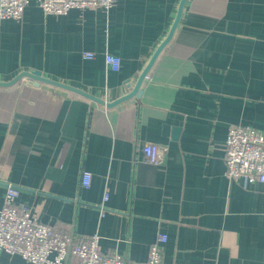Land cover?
Returning <instances> with one entry per match:
<instances>
[{
    "label": "crops",
    "instance_id": "crops-1",
    "mask_svg": "<svg viewBox=\"0 0 264 264\" xmlns=\"http://www.w3.org/2000/svg\"><path fill=\"white\" fill-rule=\"evenodd\" d=\"M180 1L54 16L32 0L22 20L0 25V81L41 71L112 103L131 91ZM107 54L121 59L119 72ZM141 91L108 108L29 79L0 87V209L12 185L39 222L98 235L103 253L128 263H145L162 233L164 264H264V185L225 176L229 128L264 135V0H187ZM152 144L167 148L161 166L145 160ZM0 264L30 263L2 253Z\"/></svg>",
    "mask_w": 264,
    "mask_h": 264
},
{
    "label": "built area",
    "instance_id": "built-area-1",
    "mask_svg": "<svg viewBox=\"0 0 264 264\" xmlns=\"http://www.w3.org/2000/svg\"><path fill=\"white\" fill-rule=\"evenodd\" d=\"M32 0H0V25L3 21H20L26 7ZM45 15L63 16L72 10L110 11L116 0H36ZM93 53H84V58L92 60ZM121 59L107 54L105 63L108 70L119 72ZM148 77V76H147ZM146 77V79H147ZM146 162L161 166L166 160L167 148L148 145ZM225 176L234 182L264 185V135L251 127L232 126L225 142ZM92 175L84 172L81 187L88 189ZM19 190L8 185L4 204L0 209V255H18L30 264H65L70 258L78 264H164L162 245L168 237L160 233L151 246L145 263H128L120 255H108L101 251L100 237L93 235L73 238L38 221L30 208L17 203ZM108 197L106 196L105 200Z\"/></svg>",
    "mask_w": 264,
    "mask_h": 264
},
{
    "label": "water",
    "instance_id": "water-1",
    "mask_svg": "<svg viewBox=\"0 0 264 264\" xmlns=\"http://www.w3.org/2000/svg\"><path fill=\"white\" fill-rule=\"evenodd\" d=\"M186 2H187V0H181L180 1L176 18H175L174 23L172 24V26L170 28V31H169L167 37L160 44V46L156 49L155 53L153 54L152 58L150 59L149 63L147 64V66L145 67L144 71L141 73L140 77L137 79V81L135 83H132L131 81H127L126 87H127V89H131V91L129 93H127L126 95L120 97L119 99L113 101L112 103H105V101L98 99V98L94 97L93 95H90L89 93L84 92L80 89H77L75 87H72L70 85H67V84L52 80V79H48L42 75L41 71H25V72H22L19 75H17L14 79H12L11 81H8V82L0 81V87H4V88L5 87L6 88L11 87V86L15 85L20 80L29 79V80L34 82L35 86H39L41 83H45V84H48V85H51L54 87L65 89V90L71 91L73 93H76L82 97H85L87 99H90V100H92L96 103H99L101 105H105L108 108L115 107V106L123 103L124 101H127L131 98H134V97L140 98L142 95L141 86L146 81V77L148 76V73H149L150 69L152 68V66L154 65V63L156 62L158 56L160 55L162 50L165 48V46L171 41L179 23H180ZM164 131L166 134H168L169 128L165 127ZM177 131H178V129H175V133H177ZM176 137L177 136L175 135L174 138H176Z\"/></svg>",
    "mask_w": 264,
    "mask_h": 264
}]
</instances>
